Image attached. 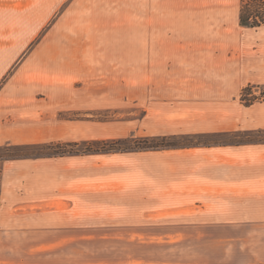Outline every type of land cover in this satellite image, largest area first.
<instances>
[{
  "label": "rangeland",
  "instance_id": "374dc122",
  "mask_svg": "<svg viewBox=\"0 0 264 264\" xmlns=\"http://www.w3.org/2000/svg\"><path fill=\"white\" fill-rule=\"evenodd\" d=\"M23 1L40 6L41 64L22 86L34 97L0 107L15 125L1 130L15 141L0 144V264H264V226L191 216L205 209L193 170L224 171L225 142L264 138V27L239 26L238 0H179V35L160 32L158 0ZM164 136L211 144L9 157Z\"/></svg>",
  "mask_w": 264,
  "mask_h": 264
},
{
  "label": "crops",
  "instance_id": "0c3cea01",
  "mask_svg": "<svg viewBox=\"0 0 264 264\" xmlns=\"http://www.w3.org/2000/svg\"><path fill=\"white\" fill-rule=\"evenodd\" d=\"M227 3L230 2L220 0L219 4L224 6ZM10 4H0V107L17 104L19 98L34 97L32 93H26L22 86L26 81H32L31 76L40 73L41 64L36 59L37 50L32 42L41 27L40 6L23 0ZM157 5L161 9L157 15L161 33L179 35L187 32L184 29V6L179 0H158ZM238 11L239 0L237 17ZM2 119L0 115V144L15 141L12 133L1 132L3 128L12 129L15 125L9 123L5 126L8 120L3 122ZM16 142L25 140L16 139ZM224 148V171L210 169L192 172L194 204L205 208L202 213L191 215L194 229L197 224L202 225L195 220L205 214L210 218L205 224L209 227L217 226V222H224L225 226H264V143L227 142ZM216 164L213 167L221 166ZM201 172L206 176L200 175ZM184 200L188 198L184 197ZM218 217H225V220ZM182 218L179 215L177 220Z\"/></svg>",
  "mask_w": 264,
  "mask_h": 264
},
{
  "label": "trees",
  "instance_id": "16d2710c",
  "mask_svg": "<svg viewBox=\"0 0 264 264\" xmlns=\"http://www.w3.org/2000/svg\"><path fill=\"white\" fill-rule=\"evenodd\" d=\"M238 24L240 27L247 29H259L264 27V0H239ZM264 97V89L260 93ZM244 98L247 96L249 104L254 103L256 97L251 94V89L247 88L243 92ZM259 133L264 134V130H259ZM247 142H263L264 138L259 140H239L235 144H243ZM227 142H225L226 144ZM211 143H203L202 141H178L172 137H157L144 138L139 140L123 139V140H101V141H85L81 143L66 142V143H49L38 146V153L34 155L14 154L9 155L11 159H23L33 156L38 157H62L65 155H87L98 153H122V152H146L165 149H180L198 146H210ZM19 150L23 146H17Z\"/></svg>",
  "mask_w": 264,
  "mask_h": 264
}]
</instances>
